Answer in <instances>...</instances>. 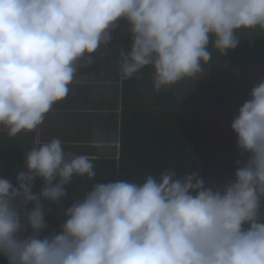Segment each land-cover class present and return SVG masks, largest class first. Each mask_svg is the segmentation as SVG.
Instances as JSON below:
<instances>
[{"label": "clouds", "instance_id": "1", "mask_svg": "<svg viewBox=\"0 0 264 264\" xmlns=\"http://www.w3.org/2000/svg\"><path fill=\"white\" fill-rule=\"evenodd\" d=\"M121 23L131 38L127 51L113 45L121 79L150 67L159 93L202 78L213 53L239 45L238 33L264 31V0H0V132H35ZM231 129L245 159L222 185L165 169L142 182L96 181L66 209L74 178L95 180V166L59 138L37 140L15 183L0 178V256L7 264H264V79ZM44 202L60 207L58 229L49 230Z\"/></svg>", "mask_w": 264, "mask_h": 264}, {"label": "trees", "instance_id": "2", "mask_svg": "<svg viewBox=\"0 0 264 264\" xmlns=\"http://www.w3.org/2000/svg\"><path fill=\"white\" fill-rule=\"evenodd\" d=\"M238 36L241 39L239 45L225 57L213 53L214 64L216 62L218 66L221 63L220 69L228 65V77L242 75L245 82L249 78L264 79V31L248 30L238 33ZM130 42L129 35L119 45L127 51ZM144 76H152L150 67L131 79H121L119 68L116 83L107 86L109 95L115 96L117 110H120L117 126H114L118 152L109 157L81 153L92 160L97 176L91 181L86 177L74 178L73 184L68 187L63 209L71 205L73 196H82L96 181L128 179L142 182L146 175L158 176L165 169H174L178 175L192 169L201 177L197 152L209 122L200 110L191 108L188 101L178 97L175 86L159 93L144 88ZM31 148L30 135L19 134L9 138L6 133L0 132V178H8L15 183L18 171L25 167V155ZM42 186V181L37 179L33 192L38 193ZM44 203L49 209L46 214L49 230L58 229L64 219L60 207ZM0 264H7L3 256H0Z\"/></svg>", "mask_w": 264, "mask_h": 264}, {"label": "rangeland", "instance_id": "3", "mask_svg": "<svg viewBox=\"0 0 264 264\" xmlns=\"http://www.w3.org/2000/svg\"><path fill=\"white\" fill-rule=\"evenodd\" d=\"M123 25L121 23L119 28L121 31L125 28ZM126 36H129V34H126ZM111 47L112 51L110 50V53L103 54L101 59L94 61L93 64L82 68L80 71L84 72L92 68L93 71L87 72V74L97 73V77L98 75L102 76V74L104 76L105 69L111 68L109 66L111 64L114 67V72L111 75H114L115 78L119 73L118 59L115 58L119 57V50L113 46ZM102 60L103 62L96 66ZM215 64L213 59L208 72L198 81H181L175 85L178 97L188 101L191 108L200 110L202 116L209 122V128L197 152L199 172L206 187L211 186L213 182L222 185L233 179L238 167L236 161L239 159L243 163L245 157L240 155V150L236 145V135L231 129V123L238 114L239 107L249 98L253 86L260 81L258 78L257 80L249 78L245 82L242 75L228 77L227 70L229 66L224 65V68L220 69L221 63H218V66ZM92 65L96 67L93 68ZM257 76L259 77V75ZM100 81L101 79L98 82ZM142 82L144 88L153 91L152 76H144ZM249 82H251L250 86H248ZM118 113H120V110H118ZM108 147L111 155L117 154L118 144L116 148L111 145ZM262 211H264V207H262Z\"/></svg>", "mask_w": 264, "mask_h": 264}, {"label": "crops", "instance_id": "4", "mask_svg": "<svg viewBox=\"0 0 264 264\" xmlns=\"http://www.w3.org/2000/svg\"><path fill=\"white\" fill-rule=\"evenodd\" d=\"M113 34L115 40L112 44L117 45L119 42L116 41V36H120L119 28ZM112 44L108 46L107 52L112 49ZM102 53L103 49L94 53V61L101 59ZM101 62L103 60L96 66ZM109 66L111 68L107 66L104 76L102 74L97 77V73L87 74L93 71L92 68L77 73L69 86L67 97L53 106L44 123L33 133H21L31 136L32 147L37 140L46 142L52 138H59L66 152L112 156L108 146L116 148L118 144L117 131L114 128L118 123V110L114 101L115 96L109 95L107 86L116 83L117 78L111 75L113 65ZM111 114L115 116L112 117Z\"/></svg>", "mask_w": 264, "mask_h": 264}, {"label": "flooded vegetation", "instance_id": "5", "mask_svg": "<svg viewBox=\"0 0 264 264\" xmlns=\"http://www.w3.org/2000/svg\"><path fill=\"white\" fill-rule=\"evenodd\" d=\"M119 33H120V36H116V41L121 42L122 44L127 36H126V33H124L123 29L122 31L121 29H119Z\"/></svg>", "mask_w": 264, "mask_h": 264}]
</instances>
